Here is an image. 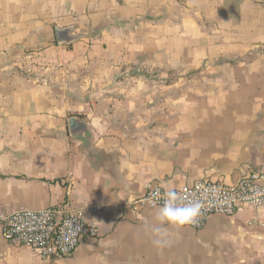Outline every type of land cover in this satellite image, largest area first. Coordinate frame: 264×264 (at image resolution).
Wrapping results in <instances>:
<instances>
[{
    "label": "crops",
    "instance_id": "0c3cea01",
    "mask_svg": "<svg viewBox=\"0 0 264 264\" xmlns=\"http://www.w3.org/2000/svg\"><path fill=\"white\" fill-rule=\"evenodd\" d=\"M74 123L71 125V121ZM264 173V0H0V217L69 202L98 236L0 264H264V208L169 228L150 187Z\"/></svg>",
    "mask_w": 264,
    "mask_h": 264
},
{
    "label": "built area",
    "instance_id": "2783aa9c",
    "mask_svg": "<svg viewBox=\"0 0 264 264\" xmlns=\"http://www.w3.org/2000/svg\"><path fill=\"white\" fill-rule=\"evenodd\" d=\"M169 190L202 204L197 222L186 227L196 231L202 230L213 216L233 217L244 209L264 208V173L256 170L233 185L200 181L180 189L150 187L134 204L139 209H158ZM0 223L8 243L33 249L43 257H70L85 238L98 236L97 226L87 222L84 213L69 202L41 211L21 209L0 217Z\"/></svg>",
    "mask_w": 264,
    "mask_h": 264
},
{
    "label": "clouds",
    "instance_id": "9594fccd",
    "mask_svg": "<svg viewBox=\"0 0 264 264\" xmlns=\"http://www.w3.org/2000/svg\"><path fill=\"white\" fill-rule=\"evenodd\" d=\"M201 209L199 201L186 200L174 190H169L164 193L163 203L152 220L145 225V231L153 245L158 248L168 247L171 244L169 228L182 229L195 224L201 215Z\"/></svg>",
    "mask_w": 264,
    "mask_h": 264
},
{
    "label": "water",
    "instance_id": "95a60500",
    "mask_svg": "<svg viewBox=\"0 0 264 264\" xmlns=\"http://www.w3.org/2000/svg\"><path fill=\"white\" fill-rule=\"evenodd\" d=\"M73 123H74V121L72 120V121H71V125H72Z\"/></svg>",
    "mask_w": 264,
    "mask_h": 264
}]
</instances>
